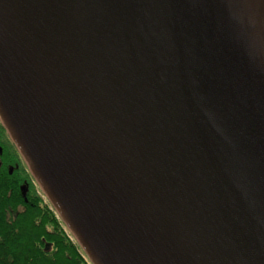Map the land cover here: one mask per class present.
<instances>
[{
    "label": "water",
    "instance_id": "1",
    "mask_svg": "<svg viewBox=\"0 0 264 264\" xmlns=\"http://www.w3.org/2000/svg\"><path fill=\"white\" fill-rule=\"evenodd\" d=\"M0 121L92 264H264V0H0Z\"/></svg>",
    "mask_w": 264,
    "mask_h": 264
},
{
    "label": "trees",
    "instance_id": "2",
    "mask_svg": "<svg viewBox=\"0 0 264 264\" xmlns=\"http://www.w3.org/2000/svg\"><path fill=\"white\" fill-rule=\"evenodd\" d=\"M0 149V264H92L43 202L1 121Z\"/></svg>",
    "mask_w": 264,
    "mask_h": 264
},
{
    "label": "rangeland",
    "instance_id": "3",
    "mask_svg": "<svg viewBox=\"0 0 264 264\" xmlns=\"http://www.w3.org/2000/svg\"><path fill=\"white\" fill-rule=\"evenodd\" d=\"M40 188H41V187H39V189H40ZM40 190H41V192H42L43 195H44V192L42 191V189H40ZM45 196H46V194H45ZM45 196H43V199H42L43 202H44V203H47L48 206H49L50 208L54 209L53 206L51 205V202L48 200V198L46 199ZM44 198H45L46 200H45ZM64 226H65V225H64ZM65 228L67 229V232H66L67 236L70 237V235H72L71 232L69 231V229H68L66 226H65ZM72 236H73V235H72ZM73 237H74V236H73ZM70 238L73 239L72 237H70ZM79 250H80L81 253H83V254L85 253L81 246H79Z\"/></svg>",
    "mask_w": 264,
    "mask_h": 264
},
{
    "label": "flooded vegetation",
    "instance_id": "4",
    "mask_svg": "<svg viewBox=\"0 0 264 264\" xmlns=\"http://www.w3.org/2000/svg\"><path fill=\"white\" fill-rule=\"evenodd\" d=\"M71 241V240H70ZM74 244V243H73ZM76 245V244H75ZM77 246V245H76ZM77 248H78V250H79V247L77 246ZM79 252H80V250H79ZM81 253V252H80Z\"/></svg>",
    "mask_w": 264,
    "mask_h": 264
}]
</instances>
